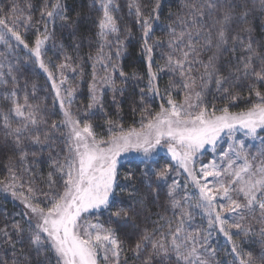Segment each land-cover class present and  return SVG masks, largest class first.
Instances as JSON below:
<instances>
[{"label": "trees", "instance_id": "trees-1", "mask_svg": "<svg viewBox=\"0 0 264 264\" xmlns=\"http://www.w3.org/2000/svg\"><path fill=\"white\" fill-rule=\"evenodd\" d=\"M55 2L56 0H0V18H5L9 27H13L12 8L17 6L14 30L20 33L28 45L25 47L11 33H6L5 40L0 41V264H56L53 252L43 251L37 254L35 245L31 243L37 232L36 228L29 222L23 205L14 199L13 192L6 184L14 180L16 192L44 208L50 206V197L46 194L50 191H62V174L57 171V167L67 156V140L61 124L62 115L56 89L53 87V81L56 82V76L60 74L59 65H67V69L69 68L65 79L74 89L76 102L83 104L87 110L90 104V80L101 46V56H110L111 62L117 63L119 71H123L124 76L119 75L115 80L116 87L123 89V94L119 91H107L102 102L103 108L87 115L95 135L105 139L112 133H117L121 127L125 130L141 127L145 106L148 113L144 115H154L160 111L162 104L165 105L169 94L173 100L182 97L183 78L176 75L177 72L169 70V55L174 59H182V53L189 52L192 68L190 75L197 79V87L204 95L202 98L210 107L213 104L220 105L218 107L228 105L231 111L247 110L258 102L255 90L264 93V83L257 82L256 78L238 79L241 76L238 69L242 70L246 58L251 55L248 51L249 44L258 54L253 58V68L255 71L261 70L260 61L264 59V0H135L145 17L152 14L157 2L159 3L156 10L159 20L152 19V33L148 40L153 47L151 67L157 74L159 95L148 91L149 61L143 50L142 25L140 18L135 15V9L129 7L134 0H114L118 7L112 14L118 21L120 32L109 35L107 41L99 36L98 20L103 15L101 0H60L63 5L62 16L54 14L51 18L42 17L41 13L45 8L51 10V5ZM209 4H214L215 7L210 8ZM193 6L202 9L204 13L195 17V24ZM225 10L231 12L233 19L227 26V44L217 47L218 26L214 25L222 18ZM245 11L247 16L242 19ZM28 16L31 17L30 21L26 19ZM182 20L185 23H181ZM189 31L191 38L187 35ZM182 32L185 35L180 38ZM45 34L48 46L43 62L52 77L40 68L39 61L30 51L35 46V40L44 39ZM117 36L123 41L122 44L117 43ZM192 46L195 47V52L191 51ZM118 48L122 49L119 57ZM210 58H213L218 74L227 77L230 82L224 85L228 87V97L218 96L223 90L217 89L216 73L211 77L205 76L203 82L200 80L205 70L204 65L208 64ZM203 83L207 86L203 87ZM172 85L175 87H171ZM13 92L15 96L12 95ZM25 97L29 105L34 108L38 106L39 118L43 122L36 127L29 126L21 137V145L17 146L13 137L8 135L9 128L5 125L4 116H9L12 128L19 126L21 118L15 116L11 109L13 100L24 105ZM25 111L27 113V108ZM108 120L119 126H110ZM143 122L147 123V119ZM53 123L57 124L56 129L51 127ZM45 133L48 140L44 144L32 142V134L40 135L43 140ZM162 164L178 167L165 156L123 161L117 169L116 185L109 208L102 209L95 215L105 227L112 228L121 241L123 251L119 264H178L174 252L170 251L167 256L155 253L151 244H145L138 254L133 251L145 232L151 233L156 239H160L163 233L162 242L170 248L172 237L169 229H174L181 219L183 208H173L171 204L173 198L179 200L181 190L170 196L168 181L155 175ZM50 174L55 181L53 189L48 187ZM29 188L32 192L28 191ZM184 198L181 196L182 200ZM181 204L183 207L187 206L185 201H181ZM120 208L127 209L128 215L115 217L114 213ZM197 213L194 211L191 217L192 223L196 224L195 228L202 229L197 236V247L199 249V244L206 237L204 249L199 250L211 264H240L242 257L247 258V252L252 253V264H264L260 258L261 250L264 249V236L260 232L247 235L230 233L231 240L221 235L210 236L207 234L208 223ZM260 219L258 218L259 221ZM14 224H19L22 231L18 233L13 229ZM187 228L184 217L183 231L179 234L181 237L187 234ZM4 229L8 231L10 239L3 235ZM194 233L195 229L188 234ZM250 235L256 237L252 238ZM233 243L240 246V256L232 251Z\"/></svg>", "mask_w": 264, "mask_h": 264}, {"label": "snow or ice", "instance_id": "snow-or-ice-1", "mask_svg": "<svg viewBox=\"0 0 264 264\" xmlns=\"http://www.w3.org/2000/svg\"><path fill=\"white\" fill-rule=\"evenodd\" d=\"M208 6L210 8L215 7L214 4H209ZM117 7L118 5L114 3V0H101L103 15L98 20V28L99 36L104 41H107L109 35L120 32L118 21L112 14ZM129 7L135 9V15L140 18L142 25L143 50L147 54L149 61L148 91L159 95V87L156 82L157 74L152 71L151 67L153 47L148 43L150 34L152 33L151 21L152 19L159 20V15L156 11L159 8V3L157 2L152 14H149L147 17L144 16L140 5L135 0ZM193 7L195 8V6ZM17 11L18 8L14 5L12 8L13 20L11 21L13 27H9V22L5 18H0V29H2L0 30V41L5 40L6 33H11L17 41L28 47L20 33L14 30L17 18L15 13ZM62 13L63 5L60 0H56L51 5V10H48L46 7L41 16L51 18L54 14L62 16ZM203 14L202 9L195 8L193 24H195V17L197 15L202 16ZM246 16L247 12L245 11L241 18L243 19ZM26 19L30 21L31 17L28 16ZM232 19L231 12L225 10L222 18L215 22L214 26H218L219 43L217 47L227 44V26L231 23ZM181 23H185V21L182 20ZM46 29L47 25L45 24V31ZM246 31L250 32L251 29H246ZM184 35L185 33L182 32L180 38ZM187 35L191 38L190 31ZM47 38L46 34L44 35V39L37 38L35 46L30 51L34 53L39 61L40 68L48 72L49 77H52V73L41 59V48ZM117 43H123L118 36ZM121 51L122 49H117V57H119ZM191 51H196L194 46L191 47ZM248 51L251 55L246 58L242 70L238 69L241 72V76L238 79L254 77L257 82L264 83V59L260 61L261 70L255 71L253 68V58L257 57L258 54L251 48L250 44ZM102 52L103 46L100 49V53ZM100 53L97 56L98 60H111L110 56L101 57ZM182 57V59H174L169 55L167 57V64L169 70L178 71L183 78L182 85L185 90L184 103H176L169 94L167 101L169 107H164L162 104L160 111L154 115H144L148 113L147 106L144 107L141 129L139 131L135 129L124 131L121 127L120 132L112 133L108 140L97 139V136L93 132L92 124L88 122L87 113L84 114L83 125L80 119L73 116L69 109L73 102L74 89L68 87L65 90L67 93V99H65V97L61 96L60 87L53 81L56 97L59 99L61 109H63L64 119L61 124L68 129L66 137L67 156L64 162L59 163L57 167V171L62 174V191H50L46 194L50 197L49 207H39L30 203L27 197H23L25 205L39 218V222L35 225L38 231L31 240V243L36 247L38 255L43 251H51L56 257V264H99L101 258L105 261V264H108L110 257L112 258V264H119V258L123 249L115 231L110 227H105L103 224L91 223L88 215L85 214L109 208L110 197L113 195L116 185L117 165L122 154H129L135 151L141 153L145 158H150L155 150L162 145V142L178 166L187 173L188 177L191 178V182L198 189L199 202L196 204V207L203 208L207 212L209 227L218 223L219 231L229 240L232 239L227 230L229 228L237 229L240 233L247 235L251 231V228L250 225L243 223L246 220L245 213L252 214L257 209L261 218L259 222L264 224V161H261L259 166L251 163L248 155L243 151L245 148L244 141L240 140L236 142L239 150L233 149V146L229 145V151H235L238 159L243 157V163L238 168H233L235 161L231 158L228 160L227 168L222 170L218 169L215 161L201 167L199 169V176L194 168L197 153L204 149L206 145L211 146L215 150L222 134L233 138L236 132L243 130L246 136L254 138L258 130H264V93L255 90L258 102L252 104L247 111L231 113L228 108H224L221 110V115H216L215 110L210 112L203 105L201 92L194 91L197 87V79L190 75L192 68L190 66L191 62L188 59L189 52H183ZM212 59L210 58L208 64L204 65L205 70L200 76V80L203 82L205 76L211 77L213 73H216L217 79L215 83L217 89H222L226 93L228 92V87H224V85L230 82L227 77L218 74V70ZM103 66L108 74L100 77L101 84L110 86L113 92L119 91L123 94V89H118L113 79L114 70L118 67V64H113L111 71H108V65ZM59 67L64 68L67 65L62 64ZM160 70L163 71V69ZM120 75L124 76L123 71L120 72ZM96 80L94 66L93 85L90 88L92 102L88 105V109H92L93 107L103 108L101 102L102 92L98 90ZM64 82L63 74L61 73L60 84H64ZM202 86L206 87L207 84L203 83ZM171 87H175V85ZM141 91L143 92V90ZM193 94L197 101L195 104L192 103ZM12 95L15 96V92ZM232 98L235 99V97ZM143 103L144 97L142 96L141 104ZM66 104L67 107L65 106ZM25 108H27V113ZM37 108L28 104L27 97H25L24 105L13 100L11 111L15 113V116L21 118L20 125L15 128L11 127L9 116H4L5 125L9 128L8 135L13 137L17 146L21 145V137L23 133L28 131L29 126L36 127L43 122L39 118ZM191 109H196V111L193 112ZM144 119H147L146 124L143 122ZM107 123L112 127L119 126L112 120H108ZM51 127L56 129L58 126L56 123H53ZM112 127L109 128L110 133L112 132ZM30 138L34 144L41 145L48 140V135L45 133L43 140L38 134H32ZM224 156L228 157V153L225 152ZM169 171L170 169L165 167L156 172L155 175L158 178L164 179ZM208 177H212L216 181L212 187H209L207 182L201 183L202 179L206 180ZM222 177H226L227 179H222ZM54 185L55 181L51 179L50 174L49 189H53ZM178 187V182H174L170 188L169 195L173 196ZM28 191L32 192V189L29 188ZM232 193H236V197ZM12 195L16 196L17 193L13 192ZM218 197L226 201V203L218 205L220 210H217L216 202ZM184 199L190 200L191 198L185 197ZM171 204L173 208H183V211L181 212V219L177 226L174 229H169L172 237L170 248L162 242L164 239L163 233H161L160 239H156L151 233L145 232L135 244L133 251L138 254L145 244H151L155 253H163L167 256L170 251L174 252L178 264L181 261L183 264H211L199 250L204 249L207 242L206 237L204 238V242L199 244L198 249L196 234H186L183 237L179 235L183 231L184 217L191 218V212L187 208H184L179 200L173 198ZM222 212L235 214L231 223L222 215ZM114 215L117 218H120L122 215L127 216L128 210L120 208ZM12 227L18 233L22 231L19 224H14ZM2 231L3 235L10 239L8 231L6 229ZM260 232L264 236V227L261 228ZM41 234L44 235L42 236ZM239 247V245L233 243L232 251L237 256L241 255ZM101 253H103L102 257ZM245 255L247 258L242 257L240 264H252V253L247 252ZM260 258L264 262V249L261 250Z\"/></svg>", "mask_w": 264, "mask_h": 264}, {"label": "rangeland", "instance_id": "rangeland-1", "mask_svg": "<svg viewBox=\"0 0 264 264\" xmlns=\"http://www.w3.org/2000/svg\"><path fill=\"white\" fill-rule=\"evenodd\" d=\"M47 46H48V41H45V43L43 44V46L41 48V59L42 60L45 59L44 55H45ZM32 54H33L34 58H36L34 53H32ZM101 57H103V56H101ZM113 64H117V63L111 62V60L109 61L107 59H101V60L95 59V62H94L95 75L97 78V80H96L97 88L99 91L102 92L101 102H103V98H104L105 93L109 90L112 91L110 86L101 84V82H100V77H103V76L108 74L103 65H108V71H111L112 70L111 66ZM68 69H67V67H64V68L60 67L58 70V73H60V74H58V76H56V84L60 87L61 96L65 97V99H67V93L65 90L68 87H72V86H70V83L65 79L66 73H67L66 71ZM176 72H177L176 75H180L178 71H176ZM61 73L63 74V79L65 81L64 84H60ZM119 75H120V71H119V65H118V67L114 70L113 79L116 80V77ZM92 85H93V73H92L91 80H90V88L92 87ZM194 91L200 92L198 87H196ZM213 91H214V89H213ZM215 93H216V90H215ZM228 95L229 94L227 92L226 93L222 92V94H220L218 96L228 97ZM201 96L203 97L204 95L201 94ZM202 100H203V98H202ZM57 101L59 102L58 98H57ZM72 101L73 102H72V105H71L69 110L72 112V114L75 118L81 120L82 125H83V121L85 119V116H84L85 113H87V115H88V113L91 114L92 112H95V111L101 109L99 107H93L92 109L87 110V108L85 106H83V104L76 102V100L74 99V94L72 97ZM167 101H168V99H166L164 107H169ZM174 101L178 104H183L185 101V90H184L182 97L180 99H177V100L174 99ZM91 102L92 101H91V93H90V103ZM192 103L193 104L197 103V101L195 100L194 94H193ZM203 105L206 106L210 112L212 110H215L216 115H221L222 109L229 108L228 105H223L221 107H218L220 105H214V104L212 105V107H210L207 102H204V100H203ZM65 106L67 107V104ZM59 109H60V113L62 115V121H63V119H64L63 109H61L60 104H59ZM247 110H243V111H231V110H229V112L240 113V112H244ZM191 111L195 112L196 109H191ZM144 124H146V123H144ZM131 129H135V130L139 131L141 129V127L131 128ZM63 130H64V133L67 137L68 129L65 126H63ZM120 130L117 133H119ZM123 130L128 131L130 129H127V130L123 129ZM97 139L108 140L109 138L105 139V138L97 136ZM240 140L244 141L245 148L243 151L248 155L249 161L251 163L259 166L260 162L264 161V130H258V132L254 138L250 137V136H246L245 132L243 130H241V131L236 132L235 136L233 138L228 137L226 134H222L221 139L217 142L215 150H213V148L211 146L206 145L204 149H202L199 153H197L196 158H195L194 168L196 169L198 176L200 175L199 169L205 165L211 164L213 161H215L216 165L218 166V169L222 170V169L227 168L228 160H229V158H231L233 161H235V163L233 164V168H238L239 165L243 163V157H240L238 159L235 151H229V145H232L233 149L239 150L237 148L236 142L240 141ZM225 152L228 153V157L224 156ZM158 156H165L166 159H168L170 161V163H173V164L178 166L177 162L172 158L171 153L167 150V148L165 146H163V142H162V145L159 146L155 150V152L152 154V156L150 158H145L141 153H137L135 151H133L129 154H122L121 157L119 158L117 169H118L119 165L123 161H126V160H130V159H145V160L147 159V160H149L152 158H157ZM165 167H168L170 169V171L167 173V176H166V178H164V180L168 181L167 183L170 185V188L174 182H178L179 187L176 189V193H179L181 190V194L178 195L179 197L177 195L176 196L178 197V199L180 201H183V202L185 201L187 206H185L184 208H187L188 211L191 212V217L194 215V211L198 212L197 215L201 216V217L203 216L204 219L206 220V222L208 223L209 231L207 232V234L211 233L210 236L221 235L222 237L226 238V236L222 232L219 231L218 223L214 224L212 227H209V216H208L207 212L203 208L196 207V204L199 202V192H198V189L196 188V186L191 182V178L188 177L187 173L182 168H180L179 166L176 168L170 164H162L158 168H159V170H161ZM167 177H168V179H167ZM222 179H227V178L222 177ZM205 182L208 183L209 187H212L216 181L212 177H208V178H206V180L205 179L201 180V183H205ZM6 187L8 189H10L12 192L17 193V195L14 196V199L23 205V208L26 212L25 214H26L29 222L35 227V225L39 222V218L36 214L32 213L31 210L25 205L24 200H23V197H25V195L19 194L18 192L15 191V190H17V185H16L15 181L12 180V182H10V184L8 182L6 184ZM232 195L234 197H236L237 194L232 193ZM181 196L190 197L191 198L190 200L193 199V201H189V200H185V199L182 200ZM111 197H110V199H111ZM241 199H242V197H241ZM28 200L30 203L34 204L33 202L30 201L29 198H28ZM216 203H217V210H220L218 205L220 203H226V201L224 199L218 197ZM42 208H44V207H42ZM97 214H98V212L93 211L91 214H85V215H88L91 223L102 224L101 220L95 216ZM222 215L229 220V223H231L232 218L235 214H230L228 212H222ZM245 216H246V220L243 223L245 225H250V228H251V231L248 234L260 232L261 228L264 227V224H261L258 220V218H260V214H259L258 209L255 213H252V214H249L246 212ZM186 221H187V226H188L187 234L190 233L193 229H195L194 234H196V236H199L201 234L200 230H202V229H200V228L196 229L195 228L196 224L192 223L191 218L186 217ZM227 230H228L229 234L230 233H240L237 229H234V228H229ZM36 231H38L37 228H36ZM260 234H261V232H260ZM41 235L43 236L44 234H41ZM250 236H252V235H250ZM255 237H256V235L252 236V238H255ZM201 251H202V249H201ZM102 256H103V253H101V257ZM99 264H105V261H103V259L101 258ZM108 264H112V258L111 257H110Z\"/></svg>", "mask_w": 264, "mask_h": 264}]
</instances>
